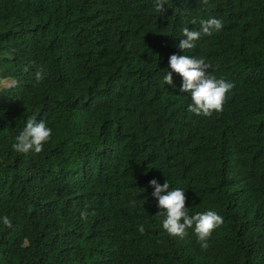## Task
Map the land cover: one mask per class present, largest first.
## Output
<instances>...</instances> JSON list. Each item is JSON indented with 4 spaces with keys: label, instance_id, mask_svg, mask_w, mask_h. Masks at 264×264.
Here are the masks:
<instances>
[{
    "label": "trees",
    "instance_id": "obj_1",
    "mask_svg": "<svg viewBox=\"0 0 264 264\" xmlns=\"http://www.w3.org/2000/svg\"><path fill=\"white\" fill-rule=\"evenodd\" d=\"M163 5L0 0V264H264V0ZM210 16L221 30L181 51L180 29ZM173 53L233 84L219 112L163 81ZM29 117L51 135L17 153ZM151 179L223 217L206 249L162 229Z\"/></svg>",
    "mask_w": 264,
    "mask_h": 264
},
{
    "label": "clouds",
    "instance_id": "obj_2",
    "mask_svg": "<svg viewBox=\"0 0 264 264\" xmlns=\"http://www.w3.org/2000/svg\"><path fill=\"white\" fill-rule=\"evenodd\" d=\"M163 6V0H153L155 9L161 10ZM222 25V20L210 16L199 21L198 30L182 27L180 29L181 38H179L177 47L181 51L191 49L202 33L211 35L213 32L221 30ZM168 68L171 71L165 70L163 81L171 85L173 73L179 74L181 78L179 92L187 94L190 98V102L187 104L189 112L209 116L214 111L219 112L222 109L225 94L232 89L233 84L224 78H218L208 73L209 64L203 57L197 58L173 53L168 57ZM44 75V70L38 69L34 73L35 81L40 82ZM51 131L52 129L45 120L29 117L24 126L13 137L11 148L21 154L39 153L44 143L50 138ZM149 185L152 186L151 196L155 199L159 209L156 215L161 217L162 229L169 236L183 237L186 234V229L191 228L199 246L206 249L208 237L213 229L222 224L223 217L212 209L196 211L189 215V209L185 207L184 188L170 187L166 180L161 184L156 179H151ZM0 223L4 226H10L8 217L4 215H0ZM137 230L142 233L144 225L138 224Z\"/></svg>",
    "mask_w": 264,
    "mask_h": 264
},
{
    "label": "rangeland",
    "instance_id": "obj_3",
    "mask_svg": "<svg viewBox=\"0 0 264 264\" xmlns=\"http://www.w3.org/2000/svg\"><path fill=\"white\" fill-rule=\"evenodd\" d=\"M11 83H12V80L9 78L7 79L2 78V77L0 78V87L9 86Z\"/></svg>",
    "mask_w": 264,
    "mask_h": 264
}]
</instances>
